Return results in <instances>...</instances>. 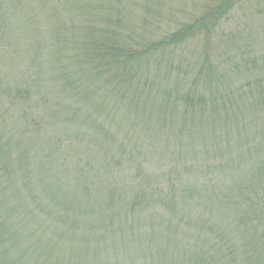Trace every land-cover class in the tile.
<instances>
[{"label": "trees", "instance_id": "16d2710c", "mask_svg": "<svg viewBox=\"0 0 264 264\" xmlns=\"http://www.w3.org/2000/svg\"><path fill=\"white\" fill-rule=\"evenodd\" d=\"M0 264H264V0H0Z\"/></svg>", "mask_w": 264, "mask_h": 264}]
</instances>
